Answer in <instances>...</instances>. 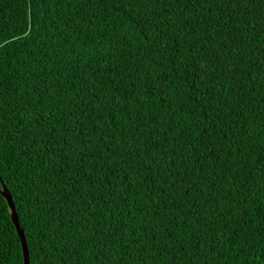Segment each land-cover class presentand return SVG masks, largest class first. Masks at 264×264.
Masks as SVG:
<instances>
[{
	"label": "trees",
	"instance_id": "16d2710c",
	"mask_svg": "<svg viewBox=\"0 0 264 264\" xmlns=\"http://www.w3.org/2000/svg\"><path fill=\"white\" fill-rule=\"evenodd\" d=\"M3 185L30 264H264V0H0Z\"/></svg>",
	"mask_w": 264,
	"mask_h": 264
},
{
	"label": "water",
	"instance_id": "95a60500",
	"mask_svg": "<svg viewBox=\"0 0 264 264\" xmlns=\"http://www.w3.org/2000/svg\"><path fill=\"white\" fill-rule=\"evenodd\" d=\"M0 194L7 200L8 205L10 207L13 223L17 229L18 235L22 242L24 260H25L24 263L30 264V254H29V248H28L26 236L21 228L19 217L17 215L16 207L13 201V197L11 196L10 192L8 191L5 185H3L2 188H0Z\"/></svg>",
	"mask_w": 264,
	"mask_h": 264
}]
</instances>
